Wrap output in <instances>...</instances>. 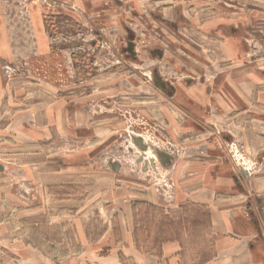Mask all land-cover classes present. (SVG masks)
<instances>
[{
  "label": "rangeland",
  "instance_id": "374dc122",
  "mask_svg": "<svg viewBox=\"0 0 264 264\" xmlns=\"http://www.w3.org/2000/svg\"><path fill=\"white\" fill-rule=\"evenodd\" d=\"M0 65V264H128L134 203L205 189L216 241L264 240V0H0Z\"/></svg>",
  "mask_w": 264,
  "mask_h": 264
},
{
  "label": "crops",
  "instance_id": "0c3cea01",
  "mask_svg": "<svg viewBox=\"0 0 264 264\" xmlns=\"http://www.w3.org/2000/svg\"><path fill=\"white\" fill-rule=\"evenodd\" d=\"M5 87V81L3 79L2 67L0 65V118L2 117L3 110L5 108L4 104L8 103L9 105H18L20 103L19 97L23 100L22 92L19 89L15 91V95L13 96H3L1 94V90ZM18 100H17V99ZM250 103L253 106V111H250L249 117L251 122V135L253 137H260L264 134V90H260L258 92V96L256 95L254 98L250 97ZM23 103V102H22ZM3 108V109H2ZM8 108V107H6ZM2 109V111H1ZM16 114V113H15ZM18 114V113H17ZM16 114V115H17ZM52 117H49V119ZM19 119L17 116L14 121L13 125L16 124L15 122ZM31 136L36 137V134L31 133ZM210 187V185H209ZM219 192V190L215 189H205L202 190V201H199L197 197H193L190 193L187 192L188 196L185 195L188 203H196L200 205H206L208 201H212L215 195ZM194 193V192H193ZM185 193L181 191V195ZM158 202H161V199L153 195ZM186 204V205H189ZM191 204V205H192ZM161 206V204H159ZM158 206V205H157ZM162 207V206H161ZM160 208V207H159ZM183 207L178 209V212L173 210H165V213L169 215L172 219L178 220V217L183 214ZM207 210H210L207 206H205ZM131 217H127V222L125 224H119L117 230V239H115V243L121 244L122 242L125 243V249H127L128 253V264H188V260L190 259L187 255H183V248L186 242H190L191 245L195 244L196 241L204 242V240L211 235L214 234L216 246L219 247L217 254L214 252L212 255H200L198 256L199 264H264V240L261 241H249V240H235L232 237L227 238V240H220L216 241V238L220 235L219 233H223L222 230V223L220 214L212 210L210 211V227H203L200 229L199 236L197 237H190L186 232H180V235L176 236L170 241H167L162 244L161 249L159 251L154 248L153 244H149V247L154 249H147L145 251H139L136 247L134 232L136 229V220H135V210L132 207L131 209ZM133 215V216H132ZM176 215H178L176 217ZM107 233V232H106ZM206 234L205 238L203 236ZM232 236V235H230ZM104 237V236H103ZM151 241V240H150ZM149 241V243H150ZM224 244V247L221 245ZM209 244H201V247H207L206 249L210 248ZM213 246V245H212ZM214 247V246H213ZM115 257V258H114ZM125 257L122 255L121 259L124 260ZM102 260L111 259L113 262H116V256L113 254L111 257H100ZM121 264L120 259L117 262ZM115 263V264H117Z\"/></svg>",
  "mask_w": 264,
  "mask_h": 264
},
{
  "label": "trees",
  "instance_id": "16d2710c",
  "mask_svg": "<svg viewBox=\"0 0 264 264\" xmlns=\"http://www.w3.org/2000/svg\"><path fill=\"white\" fill-rule=\"evenodd\" d=\"M140 206H143L142 211L139 210ZM133 208L136 220L134 238L139 251L147 250L151 239L154 248L159 251L163 243L180 235V232L196 237L200 229L210 227V213L204 206L183 208L184 215L179 216L178 220L172 219L162 208L147 203H134Z\"/></svg>",
  "mask_w": 264,
  "mask_h": 264
}]
</instances>
